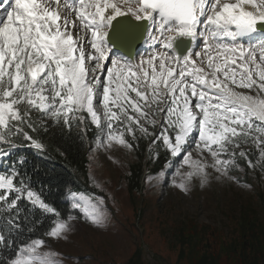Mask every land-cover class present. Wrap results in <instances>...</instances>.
<instances>
[{"label":"snow or ice","instance_id":"1","mask_svg":"<svg viewBox=\"0 0 264 264\" xmlns=\"http://www.w3.org/2000/svg\"><path fill=\"white\" fill-rule=\"evenodd\" d=\"M141 29L152 51L139 61L112 56L114 30L135 37ZM262 32L264 0H0V160L26 144L45 150L37 134L50 120L82 128L81 138L94 127V154L131 153L148 139L153 159L161 148L173 158L171 184L185 194L194 178L210 183L209 168L232 182L240 160L264 171ZM179 37L193 43L183 56ZM246 144L255 160L238 151ZM24 162L0 171V264H64L49 241H66L81 217L104 226L105 200L71 192L64 215L32 187L17 166ZM36 211L52 216L39 236Z\"/></svg>","mask_w":264,"mask_h":264},{"label":"rangeland","instance_id":"2","mask_svg":"<svg viewBox=\"0 0 264 264\" xmlns=\"http://www.w3.org/2000/svg\"><path fill=\"white\" fill-rule=\"evenodd\" d=\"M50 126L51 130L58 128ZM76 131L82 132V128ZM90 145L86 148L87 176L81 178L90 191L84 194L102 196L108 218L104 226L96 227L81 217L66 241H49L53 249L64 254V264H127L131 257H138V264H191L194 251L204 264H264L259 262L256 247L252 253L246 243L252 245L254 235L262 244L259 238L260 225L264 224V171L259 167L249 169L246 165L243 171H232L239 182L218 181L217 173L209 168L210 183L202 188L199 179L194 178L185 194L171 184L176 166L172 159L169 164L173 167L165 164L151 175L155 177L163 171L166 176L152 181L147 176L143 189L130 191L127 177L136 162L134 151L128 153L117 146L110 152L94 154ZM240 150L257 152L251 144L242 145ZM192 158H200L197 151H193ZM208 159L211 161L210 156ZM186 170L185 165L181 171ZM176 179L179 181V177ZM246 213L256 225L247 223ZM189 221L195 222V228ZM114 238L122 246H117Z\"/></svg>","mask_w":264,"mask_h":264},{"label":"trees","instance_id":"3","mask_svg":"<svg viewBox=\"0 0 264 264\" xmlns=\"http://www.w3.org/2000/svg\"><path fill=\"white\" fill-rule=\"evenodd\" d=\"M95 131V128L91 127L87 131L86 136L81 138V133L76 131L75 127L69 132L62 125L52 130L49 129L48 125L46 131L40 130L37 134L43 140L45 150H37L26 144L24 147L13 152L10 157L1 160L0 171L5 170L17 158L23 159L25 161L24 164L17 166L20 167L25 177L30 180L32 187L43 194L46 202L66 215L69 211V204L66 201L67 192H85L88 190L83 185L81 178L87 176L88 161L86 158V146L88 141L93 142ZM148 145L147 140L142 139L139 141V146L134 150L136 162L129 168L130 175L127 178V185L130 191L143 189L144 171L146 175H153L162 170L165 164L169 165L170 161H172V157L162 148L159 149V158L153 159L149 154ZM246 152L250 153L251 158L257 155V152L254 150ZM145 162H147L146 166ZM239 163L242 167L247 165L244 160H240ZM24 207L27 210L28 205H24ZM242 208L243 206L240 209L242 210ZM34 215L36 220L42 221V223L35 224V232L32 235L39 236L49 228L52 216L51 214L44 216L39 211H36ZM246 216L248 224H257L255 221H251L247 213ZM241 217L242 214L240 215ZM28 221L29 223H33V214H28ZM189 222L190 227L195 228V222ZM28 226V224L24 225L25 228ZM260 226L262 231L259 240L262 241V244L259 245L257 237L254 235L251 236L252 245L248 241L246 243L249 244L252 253L256 247L259 262L262 263L264 261V224ZM24 238H27V233L21 237V239ZM17 242L19 243V240ZM191 254H194L190 259L191 264H204L195 255V251ZM135 260H138V257L136 259L131 257L127 264H138ZM208 264H212V262Z\"/></svg>","mask_w":264,"mask_h":264},{"label":"bare ground","instance_id":"4","mask_svg":"<svg viewBox=\"0 0 264 264\" xmlns=\"http://www.w3.org/2000/svg\"><path fill=\"white\" fill-rule=\"evenodd\" d=\"M258 36H264V34H261V33H259L258 34ZM181 38H184V37H181ZM150 41L148 40V38H147V34H145V41H144V43L142 44V47L140 48V51L138 52V53H136V55L134 56V59L136 60V61H139V59L141 58V57H144L147 53H149L150 51H152V49L151 48H148V45H150ZM191 43H192V41H191ZM193 46V43L192 44H190V46H189V48H191ZM112 48V47H111ZM188 48V49H189ZM176 51V54H177V50H175ZM188 51V50H187ZM187 51H185L184 53H183V55H185L186 53H187ZM112 56L113 57H123L122 55H118V54H116V53H114V51L112 50ZM178 55V54H177ZM182 55V56H183ZM115 169H113V171H114ZM99 230H101V229H99ZM101 232V231H100ZM114 240V242H115V244L117 245V246H122V244L120 243V241L118 240V239H116V238H114L113 239Z\"/></svg>","mask_w":264,"mask_h":264}]
</instances>
